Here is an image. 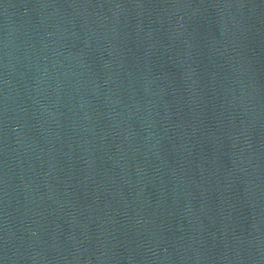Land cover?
Here are the masks:
<instances>
[{
    "label": "water",
    "instance_id": "1",
    "mask_svg": "<svg viewBox=\"0 0 264 264\" xmlns=\"http://www.w3.org/2000/svg\"><path fill=\"white\" fill-rule=\"evenodd\" d=\"M0 264H264V0H0Z\"/></svg>",
    "mask_w": 264,
    "mask_h": 264
}]
</instances>
